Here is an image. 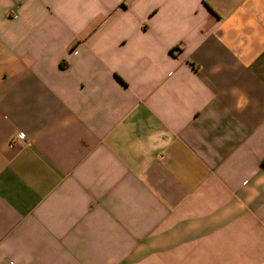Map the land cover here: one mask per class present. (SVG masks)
Here are the masks:
<instances>
[{
    "label": "crops",
    "instance_id": "0c3cea01",
    "mask_svg": "<svg viewBox=\"0 0 264 264\" xmlns=\"http://www.w3.org/2000/svg\"><path fill=\"white\" fill-rule=\"evenodd\" d=\"M0 264H264V0H0Z\"/></svg>",
    "mask_w": 264,
    "mask_h": 264
},
{
    "label": "built area",
    "instance_id": "2783aa9c",
    "mask_svg": "<svg viewBox=\"0 0 264 264\" xmlns=\"http://www.w3.org/2000/svg\"><path fill=\"white\" fill-rule=\"evenodd\" d=\"M22 138H24V133H22V132L17 133L16 139L18 140V139H22Z\"/></svg>",
    "mask_w": 264,
    "mask_h": 264
}]
</instances>
